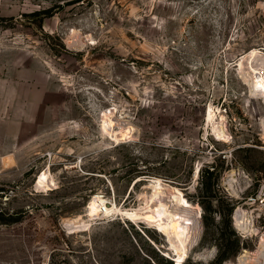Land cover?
Instances as JSON below:
<instances>
[{"label":"rangeland","instance_id":"obj_1","mask_svg":"<svg viewBox=\"0 0 264 264\" xmlns=\"http://www.w3.org/2000/svg\"><path fill=\"white\" fill-rule=\"evenodd\" d=\"M260 88L264 0H0V264H264Z\"/></svg>","mask_w":264,"mask_h":264},{"label":"bare ground","instance_id":"obj_2","mask_svg":"<svg viewBox=\"0 0 264 264\" xmlns=\"http://www.w3.org/2000/svg\"><path fill=\"white\" fill-rule=\"evenodd\" d=\"M263 93L264 92L262 88L256 89V92H254V94L257 95H262ZM214 116L215 111L210 105L206 111V120L209 124H211V122L212 124L215 123ZM213 126H215L214 129L218 134L224 135L225 132L223 125ZM46 173L43 172L39 176L37 182H46L48 188H51L50 186H53L54 184H51V182L49 181L50 179L48 177L49 174L47 175ZM173 196L176 197L177 204L180 207L177 212H173L168 204V202L172 200ZM190 206L191 205L188 203V201L183 195H175L169 190V187L160 186L155 188V191L153 193V202L149 208L150 214L147 216V221L159 225V228H161V230H163L164 233L167 234V236H169L170 238L177 237L180 245H174V249L178 254L179 260L183 259L187 254L184 245L187 240V235L190 230L191 222L193 224V221L196 220L195 216H188V214L190 213H187V211H189ZM88 208L95 211V214H98L97 211L99 209L102 210V213L108 214L116 208V205H114L113 207H109L107 200L103 196L97 194L90 201ZM240 219L241 213L239 210H237L234 213V220L236 221V225H239Z\"/></svg>","mask_w":264,"mask_h":264},{"label":"trees","instance_id":"obj_3","mask_svg":"<svg viewBox=\"0 0 264 264\" xmlns=\"http://www.w3.org/2000/svg\"><path fill=\"white\" fill-rule=\"evenodd\" d=\"M211 168H209L208 170H207V172L210 174V175H212V174H214V170H210ZM203 219H205V216H203ZM205 224H206V222H205ZM237 236V235H236ZM236 240L238 241L239 240V237H237L236 238ZM229 251H222V250H219V254H218V257H217V261L219 262H221V261H224V260H226V259H228L229 258Z\"/></svg>","mask_w":264,"mask_h":264}]
</instances>
